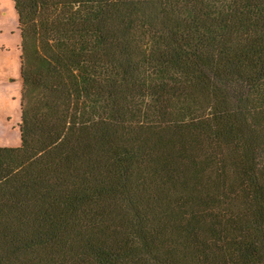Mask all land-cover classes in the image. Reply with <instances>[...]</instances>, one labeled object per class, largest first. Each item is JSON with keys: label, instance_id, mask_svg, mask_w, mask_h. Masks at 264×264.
I'll list each match as a JSON object with an SVG mask.
<instances>
[{"label": "trees", "instance_id": "16d2710c", "mask_svg": "<svg viewBox=\"0 0 264 264\" xmlns=\"http://www.w3.org/2000/svg\"><path fill=\"white\" fill-rule=\"evenodd\" d=\"M12 2L0 264H264V0Z\"/></svg>", "mask_w": 264, "mask_h": 264}, {"label": "rangeland", "instance_id": "374dc122", "mask_svg": "<svg viewBox=\"0 0 264 264\" xmlns=\"http://www.w3.org/2000/svg\"><path fill=\"white\" fill-rule=\"evenodd\" d=\"M20 34L12 0H0V146H18Z\"/></svg>", "mask_w": 264, "mask_h": 264}]
</instances>
